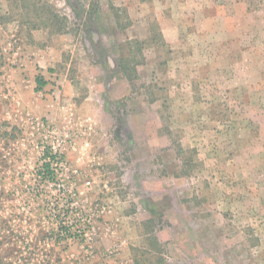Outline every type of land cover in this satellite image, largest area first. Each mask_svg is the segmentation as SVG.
I'll return each mask as SVG.
<instances>
[{"label": "rangeland", "instance_id": "374dc122", "mask_svg": "<svg viewBox=\"0 0 264 264\" xmlns=\"http://www.w3.org/2000/svg\"><path fill=\"white\" fill-rule=\"evenodd\" d=\"M20 1L0 0V264H264V0H41L62 34ZM64 188L82 241L55 243Z\"/></svg>", "mask_w": 264, "mask_h": 264}, {"label": "built area", "instance_id": "2783aa9c", "mask_svg": "<svg viewBox=\"0 0 264 264\" xmlns=\"http://www.w3.org/2000/svg\"><path fill=\"white\" fill-rule=\"evenodd\" d=\"M52 149L53 154L58 153L59 158L57 159V161L52 163V169L51 171L54 173V178L50 177V175H45L44 171H43V165L46 162H51L50 157H48L46 160L43 159L44 156V151L46 149ZM62 158V159H61ZM40 162H41V175L43 177L44 180H48L50 182L52 181H60V174H56L55 170L56 169H63L64 164H65V158H64V154L61 152V150L59 148L56 147V145L54 144H50L48 146H45L42 150V155L40 158ZM58 179V180H57ZM62 186H59V188H61ZM62 189V188H61ZM60 189V191H61ZM65 190H67L66 188H64V190H62L63 192H61V195L68 199L66 202L65 206H61V208L59 209L58 212V218L56 219V239H55V243H59L62 240L66 241V242H77L79 240H84V238L86 236H88L87 231H86V226L87 223L83 221L82 218H80V214L79 211L76 208V200L73 197L72 192H66ZM68 219L70 221H68ZM87 221H89V217L87 218ZM60 222L62 223V226L64 228H67L70 230V232H66V230L64 231V229H62V231H60ZM54 238H52L51 240H53ZM53 244V241H52Z\"/></svg>", "mask_w": 264, "mask_h": 264}, {"label": "trees", "instance_id": "16d2710c", "mask_svg": "<svg viewBox=\"0 0 264 264\" xmlns=\"http://www.w3.org/2000/svg\"><path fill=\"white\" fill-rule=\"evenodd\" d=\"M21 8L25 11L26 15H32V17L30 18V20L34 19V21L36 22L34 24V29H48L53 31V33H58V34H62L65 32V26L67 23V20L64 16H61L58 12V10L56 9V7L52 4H50L47 1L41 2V0H21ZM36 82L39 88L43 87L46 85V82L44 81V79L40 76H38L36 78ZM59 154H53L52 149H46L44 151V156L43 159L46 160L48 157H50L51 162H46L43 165V171L45 175H50V177L54 178V173L51 171L52 169V163L55 161H57V159L59 158L58 156ZM62 159V158H61ZM60 231H62V229H64V231L66 230V228H64L62 226V223L60 222ZM66 232H70V230L67 228ZM7 237L5 236L3 241L1 242L0 240V245H2L6 240ZM45 240V238H43V241ZM9 242L6 243H10V240H8ZM51 242L53 240H47L48 242ZM5 243V244H6ZM17 253V259H20V253L21 250H14ZM9 264H15V262H10ZM135 264H140L139 260H137L135 262Z\"/></svg>", "mask_w": 264, "mask_h": 264}]
</instances>
